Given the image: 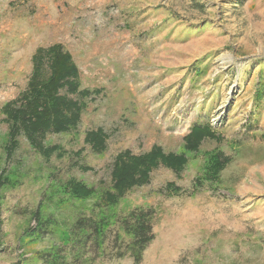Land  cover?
<instances>
[{"label": "rangeland", "instance_id": "374dc122", "mask_svg": "<svg viewBox=\"0 0 264 264\" xmlns=\"http://www.w3.org/2000/svg\"><path fill=\"white\" fill-rule=\"evenodd\" d=\"M53 45L83 107L33 142L11 110ZM123 152L159 159L103 205ZM134 208L140 262L111 236L65 245L77 215ZM0 264H264V0H0Z\"/></svg>", "mask_w": 264, "mask_h": 264}, {"label": "trees", "instance_id": "16d2710c", "mask_svg": "<svg viewBox=\"0 0 264 264\" xmlns=\"http://www.w3.org/2000/svg\"><path fill=\"white\" fill-rule=\"evenodd\" d=\"M33 62L34 70L31 78L11 110L10 130L12 132L22 130L29 140L36 142L47 133L63 132L77 124L83 102L79 98L73 99L67 95L76 92L73 85L76 66L69 53L58 45L39 48L33 55ZM63 86L66 87V93L60 92ZM210 133L209 124L206 126L195 124L194 136L201 137ZM154 153L135 158L131 162H127L129 155L125 152L118 155L115 160L118 163L113 170L114 187L118 194L108 195L101 204L113 203L115 195H122L139 181L140 177L146 179L152 166H155L159 159L153 155ZM123 157L124 160L121 161ZM110 220H113V229H108ZM119 230L126 233V240L120 238ZM69 233L65 245L74 243V237L79 236L80 239L87 242L92 240L93 243L111 236L113 248L116 250L114 255L123 256L128 253L134 262L138 263L142 259L143 251L154 238L153 212L134 208L126 214L114 216L105 215V211L82 213L73 221Z\"/></svg>", "mask_w": 264, "mask_h": 264}]
</instances>
